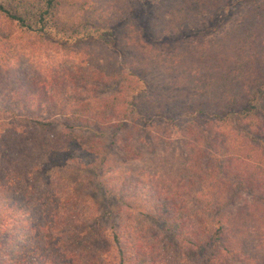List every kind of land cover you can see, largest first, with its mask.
<instances>
[{
  "label": "trees",
  "instance_id": "trees-1",
  "mask_svg": "<svg viewBox=\"0 0 264 264\" xmlns=\"http://www.w3.org/2000/svg\"><path fill=\"white\" fill-rule=\"evenodd\" d=\"M65 1L0 0L1 44L19 31L76 59L7 86L0 71V264H264V0L209 37L202 20L230 0H155L151 36L129 21L139 0H79L73 16ZM159 125L176 128L181 156L145 158ZM109 128V145L149 167H95L98 198L62 199L48 169L106 163L82 132Z\"/></svg>",
  "mask_w": 264,
  "mask_h": 264
},
{
  "label": "rangeland",
  "instance_id": "rangeland-1",
  "mask_svg": "<svg viewBox=\"0 0 264 264\" xmlns=\"http://www.w3.org/2000/svg\"><path fill=\"white\" fill-rule=\"evenodd\" d=\"M79 0H66L61 4L64 9L65 14H75L78 12V8L80 6ZM140 1V2H139ZM138 3H135L132 7L131 12L129 13V21L133 22L136 26H141L146 30V34L150 35L149 26L153 21V2L155 0H139ZM249 0H230V8L226 14L219 16H210L209 18L202 20L201 24L204 28H208L213 30V33H210L209 36L215 35L220 30L226 28L235 17L239 14L241 10H243ZM73 16V15H72ZM148 28V29H147ZM151 36V35H150ZM76 59L74 57L73 51H69L66 48L62 47L61 42L55 43L52 40H42L35 41L34 38L29 37L24 32L16 31L11 36L6 39L4 44L0 42V71H1V80L5 73H8V82L15 81V78L20 77L22 75L27 76L28 78L34 76V73L38 74L41 78H46V75L56 74L60 70L66 69L69 70L75 64ZM21 74V75H20ZM48 77V76H47ZM163 77L157 76L156 74L149 77L151 84L153 87L162 88L166 85L167 79H162ZM10 86V85H9ZM5 90V89H4ZM6 91V90H5ZM8 99L5 97V92L0 93V103ZM157 128L158 132H155L158 135V140L163 138V135H169L170 137L167 139L169 143L165 146H160L159 144L157 148L155 147V143H149L150 148H148L145 154V158L150 156L151 150L157 149L158 152L165 154L166 151L174 154L182 155V151L180 149V141L177 138L176 128L170 127L168 131H165V127L159 125ZM107 133L104 136L96 135L94 132H86L83 131L82 134L84 137H90L91 142H95L96 147L98 148V158L105 159L106 163L97 164L93 167L89 165H85L84 161L81 159L75 158L72 161H68L66 165H59L51 167L49 172H51L53 179V186L55 185V190L59 192V195L64 200H71L72 202H77L79 200H83L85 196L88 194H94L95 199L98 198L99 192L95 189L96 180L98 179L95 167H102L105 171L111 170L110 168H125V169H136V168H148L149 163H141V160H133L131 158H125L121 151L115 145H109V141L115 140L114 136L111 135L113 131L111 128L104 129ZM163 134V135H162ZM154 135V133H153ZM176 137H171V136ZM97 137L101 142L102 146L99 145L95 141V137ZM84 139V138H83ZM85 140V139H84ZM84 143V141H83ZM87 145V144H85ZM118 146V144H117ZM82 158V157H81ZM100 161V160H97ZM85 166H89L85 167ZM47 170V171H48ZM103 180V179H102ZM104 181V180H103ZM75 198L69 199L72 196ZM77 200V201H75ZM104 201V200H102ZM100 202V211L102 212L105 209L104 203ZM108 199V203H110ZM112 204H114L112 202ZM116 206V205H115ZM117 222V218L112 215H103L101 218V224L104 228L114 225ZM157 230L156 226H152ZM92 233L95 229H92ZM84 238V237H82ZM80 240L78 239L77 244H80ZM2 242V238L0 237V243ZM96 240L94 241H86L87 246H95L101 247L102 242ZM214 253L212 249L206 248L205 252L201 254L202 261L209 256V254ZM233 263V262H232Z\"/></svg>",
  "mask_w": 264,
  "mask_h": 264
}]
</instances>
